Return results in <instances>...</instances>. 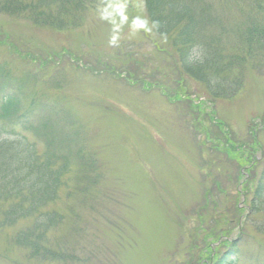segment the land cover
I'll return each instance as SVG.
<instances>
[{
  "label": "rangeland",
  "instance_id": "374dc122",
  "mask_svg": "<svg viewBox=\"0 0 264 264\" xmlns=\"http://www.w3.org/2000/svg\"><path fill=\"white\" fill-rule=\"evenodd\" d=\"M202 1L234 31L235 46L246 19L264 14V0ZM84 2L78 27L63 32L0 14V30L8 36V46H0V65L13 83L37 73L41 82L35 83L34 100L56 106L61 99L62 108L72 114L60 128L82 131L78 141L85 139L102 173L97 186L57 208L66 220L54 238L71 256L68 262L30 260L26 250L12 243L26 227L18 224L0 232V264H13L4 258L18 264H187L214 244L213 231L230 232L235 239L240 229L249 234L241 259L246 261L255 242L264 244L255 227L264 215L248 219L241 197L246 212L236 225L240 214L234 207L242 190L235 187L237 161L215 148L222 144L211 133L205 112L213 110L215 123L230 127L235 143L249 141L250 125L264 116V76L249 69L240 96L207 99L203 86L180 72L171 40L153 31L144 0ZM54 85L61 90L55 92ZM160 89L173 94L175 103ZM180 89L189 94L175 100ZM188 102L201 110L188 109ZM199 125L209 137L196 129ZM23 134L38 141L34 134ZM258 139L264 149V127ZM255 156L261 161L255 171L261 175L264 151L258 149ZM215 219L221 220L216 228Z\"/></svg>",
  "mask_w": 264,
  "mask_h": 264
},
{
  "label": "trees",
  "instance_id": "16d2710c",
  "mask_svg": "<svg viewBox=\"0 0 264 264\" xmlns=\"http://www.w3.org/2000/svg\"><path fill=\"white\" fill-rule=\"evenodd\" d=\"M84 3V0H0V14L26 19L35 27L63 32L78 27ZM144 3L153 31L171 40L180 72L201 84L207 99L229 101L240 96L246 88L249 69L264 76V14L246 19L240 28L241 40L235 46L231 43L234 31L229 32L211 6L202 0H144ZM0 46H8V36L1 30ZM23 60L28 61L26 57ZM10 79L5 66L0 65V232L25 224L26 227L12 237L14 247L26 250L33 261L68 262L71 256L62 252L63 244L59 241L56 244L54 238L66 220L65 214L57 208L65 199L85 194L90 187L99 184L102 179L99 160L96 154L88 152L85 139L81 144L78 141L81 130L60 128L61 122L69 121L72 114L62 108L61 99L56 106L34 100V87L41 82L37 73L25 75L17 83ZM60 87L54 85L52 89L58 92ZM160 92L170 104L175 103L173 94ZM188 94L180 89L174 99ZM184 105L190 110H201L191 102ZM214 115L213 110L205 112L214 129L211 133L222 144L221 149L215 148L236 160L238 165L235 187L242 190L237 194L234 210L240 214L236 222L239 226L246 212L241 207V197L248 206V219L264 215V170L261 175L255 171L261 163L256 152L264 151L258 139L259 127H264V116L259 124L250 125L249 141L238 144L230 127L225 122L215 123ZM196 129L203 131L200 125ZM22 132L34 134L38 141H31ZM203 132L206 137L210 136L207 130ZM72 167L73 172H77L74 179ZM217 188L227 195L228 190ZM229 205L227 203L226 209ZM220 223L221 220L215 219L212 227ZM255 227L257 233L264 236V220ZM248 237L244 229H240L235 239L230 232L213 231L211 240L217 246L208 245L200 258H193L187 264H264V244L260 242L253 244V253L246 261L241 260L250 243ZM4 260L18 264L10 258Z\"/></svg>",
  "mask_w": 264,
  "mask_h": 264
}]
</instances>
